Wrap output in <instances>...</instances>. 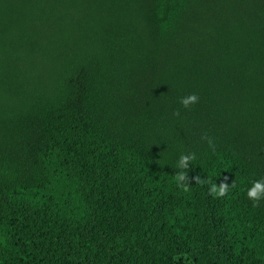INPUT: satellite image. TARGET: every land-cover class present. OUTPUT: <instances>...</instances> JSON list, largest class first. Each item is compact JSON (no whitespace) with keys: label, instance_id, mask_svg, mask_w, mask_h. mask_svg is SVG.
I'll use <instances>...</instances> for the list:
<instances>
[{"label":"trees","instance_id":"obj_1","mask_svg":"<svg viewBox=\"0 0 264 264\" xmlns=\"http://www.w3.org/2000/svg\"><path fill=\"white\" fill-rule=\"evenodd\" d=\"M262 177L264 0H0V264H264Z\"/></svg>","mask_w":264,"mask_h":264},{"label":"clouds","instance_id":"obj_2","mask_svg":"<svg viewBox=\"0 0 264 264\" xmlns=\"http://www.w3.org/2000/svg\"><path fill=\"white\" fill-rule=\"evenodd\" d=\"M198 96L195 93L189 94L183 98H181V104L187 108L189 105L195 104L198 102ZM204 139H207L209 146H213V140L211 137L204 135ZM195 158L194 154L185 155L181 154L179 160L177 162V167L181 169V171L175 174V182L178 186L182 187L185 191H187V185L182 183L186 180L187 174L183 169L188 168V161L193 160ZM200 178L197 177L196 180ZM204 182V181H201ZM209 182L208 191L210 194L216 197H222L229 190V186L227 183H221L217 186L214 182ZM235 186L234 184L232 185ZM247 197L253 202V205L257 204L262 198H264V177L251 181V186L247 188L246 192Z\"/></svg>","mask_w":264,"mask_h":264},{"label":"rangeland","instance_id":"obj_3","mask_svg":"<svg viewBox=\"0 0 264 264\" xmlns=\"http://www.w3.org/2000/svg\"><path fill=\"white\" fill-rule=\"evenodd\" d=\"M185 264H189L188 262H185Z\"/></svg>","mask_w":264,"mask_h":264}]
</instances>
